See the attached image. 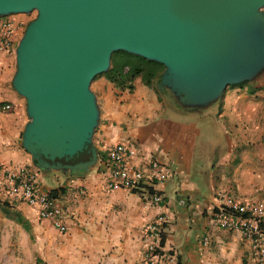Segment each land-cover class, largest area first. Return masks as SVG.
Listing matches in <instances>:
<instances>
[{
  "label": "crops",
  "instance_id": "0c3cea01",
  "mask_svg": "<svg viewBox=\"0 0 264 264\" xmlns=\"http://www.w3.org/2000/svg\"><path fill=\"white\" fill-rule=\"evenodd\" d=\"M15 68L14 56H0V163L10 168L33 164L21 144L28 117L25 99L11 84ZM132 86L121 90L105 76L96 78L91 88L100 121L93 142L98 157L128 141L138 150L133 164L146 171L155 159L165 166L168 178L154 186L163 205L108 188V169L98 158L81 173L40 169L43 189H61L67 230L58 232L32 207L9 203L0 193V264H145L144 226L159 213L167 217L164 248L180 264H255L250 241L217 225L212 213L218 193L264 206V72L227 86L205 108H184L141 76ZM3 103L11 108L3 110Z\"/></svg>",
  "mask_w": 264,
  "mask_h": 264
},
{
  "label": "water",
  "instance_id": "95a60500",
  "mask_svg": "<svg viewBox=\"0 0 264 264\" xmlns=\"http://www.w3.org/2000/svg\"><path fill=\"white\" fill-rule=\"evenodd\" d=\"M33 11L11 84L26 102L22 147L43 171L95 167L91 83L115 51L162 64L158 86L184 108L264 72V0H0V17Z\"/></svg>",
  "mask_w": 264,
  "mask_h": 264
},
{
  "label": "built area",
  "instance_id": "2783aa9c",
  "mask_svg": "<svg viewBox=\"0 0 264 264\" xmlns=\"http://www.w3.org/2000/svg\"><path fill=\"white\" fill-rule=\"evenodd\" d=\"M26 16L29 13H24ZM28 18L17 19L14 14L0 17V56L15 57L17 35L23 32ZM3 110L11 108L10 103L1 105ZM138 150L132 143L121 141L106 149L105 156L98 160L107 167L106 184L108 188H125L141 196L149 205H163L164 199L156 191L155 184L168 178L165 166L155 159L148 162L144 171L132 160ZM40 169L33 163L18 168H10L0 163V193L9 203H24L35 210L37 218L47 220L60 233L67 230L65 210L58 197L49 195V190L40 185ZM219 201L213 211L214 222L222 228L235 230L251 243L255 264H264V206L259 204H241L224 193H218ZM179 205L184 200H179ZM167 217L157 214L144 226L143 262L145 264H178L174 252L164 248V227Z\"/></svg>",
  "mask_w": 264,
  "mask_h": 264
},
{
  "label": "trees",
  "instance_id": "16d2710c",
  "mask_svg": "<svg viewBox=\"0 0 264 264\" xmlns=\"http://www.w3.org/2000/svg\"><path fill=\"white\" fill-rule=\"evenodd\" d=\"M163 70L164 66L158 62L119 50L112 53L109 69L99 75L105 76L121 90H131L132 81L138 76H141L146 84L154 82L158 85ZM59 191H61L60 188L49 189V195L58 197Z\"/></svg>",
  "mask_w": 264,
  "mask_h": 264
},
{
  "label": "rangeland",
  "instance_id": "374dc122",
  "mask_svg": "<svg viewBox=\"0 0 264 264\" xmlns=\"http://www.w3.org/2000/svg\"><path fill=\"white\" fill-rule=\"evenodd\" d=\"M35 15H36V12L33 11V12L29 13V15L26 16V17L28 18V21H31V20L35 17ZM22 17H23V16H22ZM24 17H25V16H24ZM99 76H101V75H97V76L93 79V82L91 83V86H93V85L95 84V80H96V78L99 77Z\"/></svg>",
  "mask_w": 264,
  "mask_h": 264
}]
</instances>
